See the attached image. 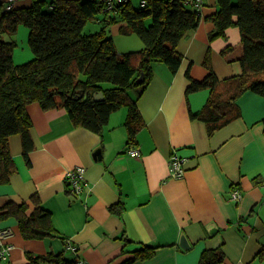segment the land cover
Listing matches in <instances>:
<instances>
[{"label": "crops", "instance_id": "0c3cea01", "mask_svg": "<svg viewBox=\"0 0 264 264\" xmlns=\"http://www.w3.org/2000/svg\"><path fill=\"white\" fill-rule=\"evenodd\" d=\"M141 1L128 0L133 7ZM29 4L15 2L16 7ZM215 10L216 0H204L199 23L177 44L182 59L175 73L162 62L152 68V78L136 101L141 127L134 139L140 156L125 152L126 113L113 121L116 112H111L102 130L93 132L75 126L63 107L26 105L32 149L26 159L20 135L9 136L15 170L0 183V231H10L0 243L12 246L0 264H25L29 255L48 252L61 254L67 262L121 264L141 245L155 247V253L133 264H198L204 249L219 246L225 253L220 264H264V257H258L264 247V97L245 92L236 101L240 116L210 134L203 121L190 117V112L201 111L210 94L208 88L187 90L192 80L206 76L203 58L208 48L217 79L242 70L237 27H228L224 38L208 40L213 23L207 17ZM93 22L91 32L103 26L100 17ZM125 26L123 20L105 26L115 47L120 39L123 52L134 37L121 32ZM24 32L20 25L6 37L16 43L15 63L33 56L24 39L19 46ZM171 155L186 158L181 178L169 175ZM76 165L85 168L78 195L64 181L66 171ZM233 186L241 192L238 201L229 198ZM31 196L50 213L57 235H21L12 210L27 202L31 211ZM114 203L121 204L119 213L109 211ZM182 234L189 242L186 249L178 243ZM67 241L77 252L67 249Z\"/></svg>", "mask_w": 264, "mask_h": 264}, {"label": "trees", "instance_id": "16d2710c", "mask_svg": "<svg viewBox=\"0 0 264 264\" xmlns=\"http://www.w3.org/2000/svg\"><path fill=\"white\" fill-rule=\"evenodd\" d=\"M145 1V6L138 7L128 1L117 3L112 12L104 9L101 0H54L49 4L30 0L29 5L14 4L11 10L4 9V1H0V183L8 181L15 170L9 136L20 135L26 159L32 149L31 121L26 111L30 102H37L42 108L63 107L75 126L93 132H100L110 113L124 107L127 137L135 143L134 135L141 127L136 101L152 78L151 63L162 62L175 73L182 59L177 44L189 29L197 26L201 17L183 0ZM98 17L103 26L95 32H84L86 23ZM207 19L213 23L209 41L224 38L230 26L239 29L242 69L239 74L217 79L208 48L203 58L206 76L192 80L187 87L188 91L210 90L201 111L190 112L191 118L208 126L210 134L240 116L236 101L245 92L264 97V0H216V10ZM118 20L126 23L121 32L137 35L144 44L142 49L117 52L105 26ZM20 25L28 29L27 43L33 56L27 62L14 64L16 43L6 37L15 34ZM229 49L227 46L223 52ZM99 92L103 99L94 100ZM261 121L264 126V118ZM33 196L31 211L27 202L12 210L21 235L35 239L57 235L50 213ZM108 208L119 213L122 206L114 203ZM155 250L141 245L121 264L149 259ZM258 257H264V247ZM224 259L220 246L206 248L200 253L198 264H220ZM43 262L75 264L76 260L67 262L61 254L48 252L29 255L25 264Z\"/></svg>", "mask_w": 264, "mask_h": 264}, {"label": "built area", "instance_id": "2783aa9c", "mask_svg": "<svg viewBox=\"0 0 264 264\" xmlns=\"http://www.w3.org/2000/svg\"><path fill=\"white\" fill-rule=\"evenodd\" d=\"M17 0H5L4 3V9L11 10L14 6L15 2ZM104 4V9L108 12L114 11V7L117 3H123L127 2L128 0H101ZM183 4H189L191 5L196 11L200 12L202 11L204 0H183ZM141 6L146 5V1L142 0L140 3ZM125 152L129 156L138 157L140 156V149L139 147L132 142L131 138L127 139ZM185 157H180L177 155H171L169 157L168 162V169H169V175L173 178H181L184 173V161ZM65 184L68 186L69 190L75 194L78 195L81 193V191L84 188L85 184V168L81 165H76L70 169H68L64 176ZM241 192L239 188L233 186L229 193V198L232 200L240 199ZM10 231L7 229H3L0 231V238H3L7 235H9ZM11 244H1L0 243V261L5 259L7 255L10 253ZM66 247L68 250L77 252L76 246L72 245L69 241L66 242ZM75 264H85V261L83 259H78Z\"/></svg>", "mask_w": 264, "mask_h": 264}, {"label": "rangeland", "instance_id": "374dc122", "mask_svg": "<svg viewBox=\"0 0 264 264\" xmlns=\"http://www.w3.org/2000/svg\"><path fill=\"white\" fill-rule=\"evenodd\" d=\"M133 5L136 6V3H134ZM148 22H149V20H147V23ZM93 24H94L93 20L88 21L86 23L83 31L86 32V33H88V32L91 33V30H93L91 28L94 27ZM23 27L25 28V32H24V34H22V37H19L20 38L19 39V42H20L19 43V46H21V44H22V41L21 40L24 39V41H25L28 49H30L29 46H28V44H27V32L28 31L26 30V27L24 25H23ZM129 35H134V37L129 38L128 41H130V42H129V44H126L127 47H125L128 50H126L125 52L138 51V50L142 49L143 46H144L143 42L135 34H131L130 33ZM116 40H117V44H116L117 52H119V53H125V52L121 51L123 47H122V45L120 43V39H116ZM122 40H124V39L122 38ZM129 50H131V51H129ZM28 60H30V59H28ZM27 61H23V62H20V63H15L13 61V63L14 64H22V63L27 62ZM157 65H158V62H156V61H153L151 63V66H152L153 69H155ZM132 93L133 92L131 91L130 94H132ZM114 112H116V114H113V116H112L113 117V121L116 120V119H118V121H121V119H123L125 117V113H127L126 112V108H124V107L123 108H120L119 110H115Z\"/></svg>", "mask_w": 264, "mask_h": 264}, {"label": "water", "instance_id": "95a60500", "mask_svg": "<svg viewBox=\"0 0 264 264\" xmlns=\"http://www.w3.org/2000/svg\"><path fill=\"white\" fill-rule=\"evenodd\" d=\"M99 99H103V95L101 92H99L97 95L94 96V100H99ZM178 243L184 249L189 247V242L184 234L181 235Z\"/></svg>", "mask_w": 264, "mask_h": 264}]
</instances>
